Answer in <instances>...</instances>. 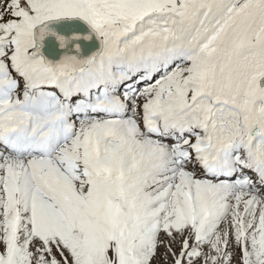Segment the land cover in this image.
<instances>
[{
  "label": "snow or ice",
  "instance_id": "1",
  "mask_svg": "<svg viewBox=\"0 0 264 264\" xmlns=\"http://www.w3.org/2000/svg\"><path fill=\"white\" fill-rule=\"evenodd\" d=\"M0 264H264V0H0Z\"/></svg>",
  "mask_w": 264,
  "mask_h": 264
}]
</instances>
